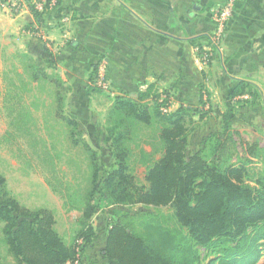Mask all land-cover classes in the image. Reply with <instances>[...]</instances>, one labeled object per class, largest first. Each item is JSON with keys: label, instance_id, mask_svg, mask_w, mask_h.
Segmentation results:
<instances>
[{"label": "trees", "instance_id": "trees-1", "mask_svg": "<svg viewBox=\"0 0 264 264\" xmlns=\"http://www.w3.org/2000/svg\"><path fill=\"white\" fill-rule=\"evenodd\" d=\"M59 4L60 0L57 8ZM28 10L39 23L44 12L32 6ZM32 30L33 27L26 29ZM19 58L28 82L47 86L51 96L48 128L55 132L60 129L61 141L66 145L62 154H73L66 163L75 164L79 173L80 164L85 166L86 186L77 195L79 190L72 188L60 168L64 155L54 152L53 137L47 138L51 141L47 144L42 137L30 133L27 113L21 103H10L12 98L8 96L5 104L11 134L24 139L29 147L41 146L30 158L36 160L50 191L79 217L76 235L68 244L56 230L53 213L46 208L20 205L0 174L2 264L78 263L95 239L93 217L104 209L117 214L135 205L163 208L165 213L140 212L110 222L102 252L106 264L259 261L264 252V147L259 142H246L232 128L233 108L220 113V126L190 152L189 137L205 113L182 106L172 110L167 92L156 93L148 88L136 100L122 96L110 99L100 136L93 144L83 137L75 117L66 112L70 89L54 72L53 64L47 61L41 65L24 55ZM98 68L97 64L92 66L88 94L105 91L96 84ZM252 91L247 83L240 82L229 98ZM154 125L159 156L148 162L147 155L138 151L137 164L145 168L141 181L132 173L136 140L141 131ZM101 151L111 160L109 170L102 165Z\"/></svg>", "mask_w": 264, "mask_h": 264}, {"label": "crops", "instance_id": "crops-1", "mask_svg": "<svg viewBox=\"0 0 264 264\" xmlns=\"http://www.w3.org/2000/svg\"><path fill=\"white\" fill-rule=\"evenodd\" d=\"M225 1L60 0L57 9L40 15L39 23L30 12L9 17L0 8V88L6 71L2 59L14 50L38 64H53L70 89L66 112L86 140L96 142L100 136L111 98L136 100L151 88L168 93L172 110L182 106L205 113L189 137L190 143L198 138L197 147L220 126V113L227 108L234 109L232 128L246 142L264 147V0H236L220 47L207 65L200 63L215 30L210 12ZM29 27L45 32L47 46L27 34ZM95 64H104L98 74L107 88L88 94ZM240 82L252 93L230 99Z\"/></svg>", "mask_w": 264, "mask_h": 264}, {"label": "rangeland", "instance_id": "rangeland-1", "mask_svg": "<svg viewBox=\"0 0 264 264\" xmlns=\"http://www.w3.org/2000/svg\"><path fill=\"white\" fill-rule=\"evenodd\" d=\"M9 1L12 2L11 0ZM22 3L25 6L18 14L10 12L9 8L6 6L0 5V8L6 11L9 17H14L24 12H29L23 0ZM42 43L46 44L44 41H42ZM23 64L19 55L14 50L6 53V58L2 59L1 62L3 69L6 71L1 76L3 84L0 88V97H4V103L0 105V174L4 176L7 189L20 205L28 209L39 207L46 208L53 213L57 232L69 244L78 230L76 222L79 213L67 210V208L63 206V201L60 197L53 194L47 186L44 179L45 175L40 171L36 160L32 159V157L30 158V155L35 151H40L41 146L29 147L25 144L26 141H24V139L20 137L14 138V134H11L13 129L9 127L10 118H8L5 100H8V96H11L12 102L10 103L14 104L16 101L21 103L23 112L27 113L28 120L32 126L30 133L42 137L46 140L45 142L47 144L51 143L47 138L52 136L55 146L54 152L62 154L66 151V145L61 141L60 129H57L59 131L55 132L48 128L51 124V120L49 116H47V112L49 113L51 96L49 95L50 93L47 86L44 84L31 85L28 82L27 75L23 72ZM199 122H197L198 125ZM137 137L138 139L136 142L138 146L135 148L133 155L132 173L142 181L145 170L143 165L137 164V160L139 159L138 151L142 150L147 155L148 162L155 160L159 156L160 145L157 140V126L154 125L153 128L141 131ZM10 138H12V140H9ZM87 141L94 144L95 139L90 137ZM197 141V137L191 139L189 151L197 149ZM62 155L64 156L62 157L60 168L66 174V178L69 180V183H71L72 188H74V190H79L77 193V195H79V192H81V190L83 191L86 186L85 177H83L85 166L83 163L80 164L81 173H79L77 172L78 169L75 168V164L66 163V159L73 156V154ZM78 159L81 161V157H77V160ZM101 162L105 170L110 169L111 160L106 154H101ZM140 212L152 215L165 213V209L143 208L135 205L119 210L117 214H113L111 209L99 211L91 221L95 232L93 244L85 249L83 258H81L77 264H106L102 252L110 222L118 220L121 216H126L128 214L130 216L132 214L138 215ZM4 261V249L0 245V264L4 263ZM256 264H264V252Z\"/></svg>", "mask_w": 264, "mask_h": 264}, {"label": "built area", "instance_id": "built-area-1", "mask_svg": "<svg viewBox=\"0 0 264 264\" xmlns=\"http://www.w3.org/2000/svg\"><path fill=\"white\" fill-rule=\"evenodd\" d=\"M0 0L1 6H6L9 8L10 12L20 13L22 11V8L25 6L22 3V0L14 1L11 0ZM59 0H23V2L26 3V8L28 9L29 6H32L35 11L37 12H45V11H51L55 10L57 8ZM236 0H226L225 3L217 7L213 10H211V18L215 24V30L211 34V37L209 39L210 41V48L206 50H202V53L200 54V63L202 65H207L211 56L212 51L214 49H218L220 47V42L222 40L224 30L226 28L227 22L231 19L234 5ZM68 21V18L65 17L62 19V22L66 23ZM27 34L30 37L36 38L37 40L44 41L45 42V32L41 29L34 28L32 31H28ZM196 51H199L196 49ZM99 70L104 69V64H101L98 68ZM97 86L100 87L103 90H106L107 84L104 80L103 74H98V80L96 82ZM246 99L247 97H243ZM77 264V263H75Z\"/></svg>", "mask_w": 264, "mask_h": 264}]
</instances>
